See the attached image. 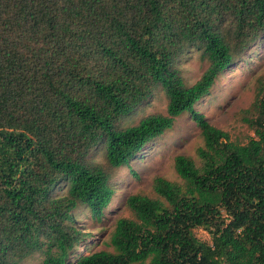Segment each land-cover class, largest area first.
<instances>
[{
  "label": "trees",
  "instance_id": "1",
  "mask_svg": "<svg viewBox=\"0 0 264 264\" xmlns=\"http://www.w3.org/2000/svg\"><path fill=\"white\" fill-rule=\"evenodd\" d=\"M263 35L264 0H0V264H264V79L245 142L195 109ZM193 49L207 66L188 85L178 63ZM157 87L165 112L121 126ZM185 112L202 144L174 157L179 180L129 195L112 251L68 262L86 236L75 211L100 220L112 173Z\"/></svg>",
  "mask_w": 264,
  "mask_h": 264
},
{
  "label": "rangeland",
  "instance_id": "2",
  "mask_svg": "<svg viewBox=\"0 0 264 264\" xmlns=\"http://www.w3.org/2000/svg\"><path fill=\"white\" fill-rule=\"evenodd\" d=\"M207 62L201 60L195 49L186 54L178 63L180 74L186 84L195 82L204 71ZM264 79V35L256 40L233 64L222 71L208 95L195 104V109L203 113L214 126L227 131L233 140L245 142L252 134L243 122V110L248 108L254 96L257 79ZM166 97L160 87L143 102L130 116L122 120L121 126L136 123L141 117L165 112ZM202 144L200 129L189 113L180 115L174 126L147 144L127 165L117 168L111 175L110 184L114 194L100 220L91 218L86 207L75 211V227L86 233L85 238L70 252L68 262H75L82 255L100 250L112 251L109 238L119 217L129 216L126 198L140 191L149 192L152 180L162 176L171 181L179 178L174 170V157L178 154L195 155ZM91 158L103 162V151L99 148ZM56 196L65 194V186L54 190ZM196 237L210 241L202 229H195ZM44 255L35 253L23 264H39Z\"/></svg>",
  "mask_w": 264,
  "mask_h": 264
}]
</instances>
